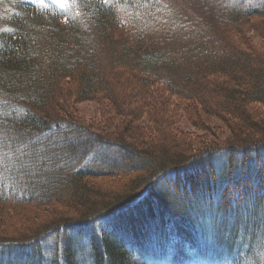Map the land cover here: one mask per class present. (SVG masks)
<instances>
[{"label":"trees","instance_id":"16d2710c","mask_svg":"<svg viewBox=\"0 0 264 264\" xmlns=\"http://www.w3.org/2000/svg\"><path fill=\"white\" fill-rule=\"evenodd\" d=\"M71 1L96 25V34L58 8L0 0V23L6 24L0 28V200H7L6 183L44 203H66L77 215L52 225L56 232L38 233L44 235L39 241L19 248L1 242L0 264H84L82 249L88 264H148L141 259L145 256L155 264H264L255 253L264 250V238L258 237L260 231L264 235V118L249 114L250 104H264V54L254 60L228 38L238 27L255 23L253 17L264 19V0H204L180 12L165 0ZM211 13L213 18L207 15ZM132 25L137 44L128 39L134 38L132 28L126 37L116 30ZM99 39L108 41L111 51ZM165 41L174 45L164 47ZM119 44L122 53L114 48ZM155 81L170 85L172 93L186 89L183 97H201L202 102L209 98L203 91L212 88L222 97L220 110L241 119L232 120L223 140L216 131L213 141L195 153L185 144L159 141L153 148L136 142L135 135L143 136L144 130H131V123H121L119 130L111 115L114 130L101 136L67 109L70 100L105 97L118 106V83L129 87L132 97L134 84L143 89ZM215 106H206L205 113L210 115ZM121 110L116 111L123 114ZM58 112L67 116L59 118ZM169 122L171 126L172 118ZM110 149L126 152L134 167L108 159ZM118 183L124 186L119 191ZM234 185L245 186L241 198L233 196ZM254 186L260 188L256 194ZM188 190L192 196L184 199ZM171 206L181 225L174 223L166 231V222L173 220ZM146 219L159 221L161 238L148 242ZM207 223L212 239L206 235ZM199 240L207 242L208 254ZM148 246L168 255L150 254ZM242 255L251 262H243Z\"/></svg>","mask_w":264,"mask_h":264},{"label":"rangeland","instance_id":"374dc122","mask_svg":"<svg viewBox=\"0 0 264 264\" xmlns=\"http://www.w3.org/2000/svg\"><path fill=\"white\" fill-rule=\"evenodd\" d=\"M25 2H30L32 4H36L39 6H46V7H54L59 8L65 11L68 15L76 18V20L79 23H82L84 25H89L92 27L89 31V33L96 34V25H91L88 21L87 15L83 14L79 8H76V4L74 2H71V0H23ZM169 3H171L175 9L176 12L180 11H186V8L191 9L195 8L199 5H202V2L204 0H165ZM74 4V5H73ZM3 9H7V4L3 5ZM208 17H212L211 14H207ZM253 17V16H252ZM254 22L251 25H245L238 27L235 31H232L230 34V37L228 36L229 40L231 42H234L240 46L244 47L245 52H249V54L253 55V59L256 60L254 56L260 54H264V38L261 36L262 30L264 29V24H261L260 22L264 19H261V17H253ZM264 23V21H263ZM86 27V26H85ZM223 26H220L219 28H222ZM0 28L5 29L6 24L4 22L0 23ZM132 28L131 32L129 31ZM120 34L123 35V37H126V31L130 32V36L134 34V38L128 37L130 42L136 43V36L137 31L135 29V26L132 25L130 28L127 29H116ZM157 36V35H154ZM152 38V37H149ZM161 37H159L160 39ZM147 39V37H146ZM162 39L166 40V36H164ZM118 41V38L116 39ZM150 40V39H149ZM100 44L103 45L107 52L111 51V45L109 46L108 41H104L103 39H99ZM164 47H172L174 45V42H167ZM111 44V43H110ZM137 44V43H136ZM132 45V44H131ZM114 48H117L119 52L122 53L121 45H117ZM82 49V48H81ZM115 51V50H114ZM105 59L110 61L109 55H104ZM123 56V55H122ZM173 56V54H172ZM177 56V55H175ZM121 57V56H120ZM109 59V60H108ZM142 60L137 62L141 63ZM109 63V62H108ZM142 68L141 66H139ZM125 71V70H124ZM119 72H115V76L113 77V80L116 82L118 81V78L120 76ZM126 72V71H125ZM124 76H129V74H122ZM131 76V75H130ZM121 78V79H122ZM132 78V77H131ZM264 78V76H263ZM120 79V80H121ZM70 84H74V81H71ZM131 85V84H126ZM67 86V85H63ZM170 86V85H169ZM169 86H166L163 82L155 81L153 85H150L149 88H143L141 89L139 84H134V87L132 86V91L134 94H132V97L129 94V87H122L120 83H118L117 86H115V93L114 98L118 100V106L111 103L109 99L105 98H97L93 100H86L83 102H78L77 100H70L67 104V109H70L73 113L71 114L76 120H80V122H83L86 126L92 127L96 132L102 133L101 136H104L108 134L106 131H113V128H110L109 120L108 118L114 116V122L118 123L119 130L122 129V126L131 125V130L136 126H139L144 130L146 134L141 137H137L135 134L134 141L138 142L141 140V142L145 141L144 144L146 145H152V147H156V143H159V141L166 142L168 144H178V145H184L185 149H194L195 153L197 152V149L202 148L204 143H207L209 141H213L214 134L216 131L218 133H222V136L217 137L218 140H223V138L227 137L231 129L228 125L231 124L232 120H240L241 117L235 114H231L227 111V109L220 110V100L221 95L218 92H215L211 89H207L206 93L203 91L204 98L206 95L211 98L210 101L209 98H206L207 102H202V98L199 97V99H188L183 97L184 95H187L186 89L178 90L177 93H172L169 90ZM210 88V87H208ZM140 94H137V93ZM218 102V103H215ZM226 102V99H224ZM215 106V110H212V113L210 115L205 113V107L208 106L209 108L213 105ZM205 105V106H204ZM136 109L137 111L141 112V114L138 112H134L133 109ZM118 109H122L121 112L123 114H120V111H116ZM130 111H133L134 113H130ZM211 111V110H210ZM250 111L252 113H249L255 117H261L264 118V104H250ZM59 118L62 116H67L65 113L58 112ZM131 114V115H130ZM211 115H213V119L209 118ZM232 115V116H231ZM172 118V125L170 126L169 119ZM224 118H231V120H224ZM113 124H116L114 123ZM227 124H226V123ZM168 124V125H167ZM135 125V126H134ZM210 125V126H208ZM218 126V127H217ZM138 127V128H139ZM140 130V128H139ZM117 131V130H116ZM132 132V131H131ZM129 133V132H128ZM130 134V133H129ZM174 136V137H172ZM259 145H261L260 142H258ZM154 145V146H153ZM263 147V146H262ZM181 152V151H177ZM199 153V151H198ZM110 160H117V163L119 165H123L125 168L134 167V160L130 157H128L126 152H123L121 150H108L107 156ZM136 169H133L135 171ZM164 174V173H163ZM162 174V175H163ZM5 181V180H4ZM240 184V182H239ZM241 184L245 185V182H241ZM4 186L6 187L5 193H3V196H6L7 200H0V243H11V244H20L15 245L17 248L23 246V244L28 243L29 241L35 242L39 241L44 235H38V233H43L44 231L48 230L52 232H56L54 227L52 225H55L56 222L60 220H71L73 217L77 216L76 210L71 208V206H68L66 203L58 202L57 199H51L47 203L43 202V198L39 200L38 197L34 196V193L28 192V191H22V189L19 191L18 187L12 190L10 186H8L6 183H4ZM117 188L119 187L118 191L121 190L124 186L119 185V183L116 185ZM106 187V185L104 186ZM103 187V188H104ZM112 187V186H111ZM244 187H237L234 185L233 188V196H238L241 198L242 192ZM260 188H253L254 193L256 194L259 192ZM199 190H197L198 192ZM14 192H17L18 197H14ZM106 192V191H105ZM191 191H186L184 194L185 197L191 198L192 194ZM109 193V192H108ZM259 194H262L259 193ZM30 195H33V200L26 199ZM258 195V194H257ZM251 198V197H250ZM179 205L181 204L180 201H178ZM203 202L200 203V205ZM251 204L252 202L248 201L245 202L246 207L249 206L248 204ZM203 205V204H202ZM201 205V209L206 210L205 206ZM181 206V205H180ZM173 209H171L172 214L171 220H168L165 225L166 231L171 229L173 227V224L175 223L176 226L181 225L179 220V217H175V215L178 216V213H174L175 206H171ZM118 209V208H117ZM144 209V208H143ZM124 210V208H123ZM169 219V218H168ZM180 221V220H179ZM149 220H144L142 222L143 227L145 228V232L148 235V242L151 240H156L155 238H161L162 235H159L156 233L157 229L160 226V223L158 220H155L154 222H149ZM170 222V224H169ZM111 225V221H109ZM107 224V223H106ZM64 225V224H63ZM77 231H81L82 228H79L76 226ZM208 229L207 238L212 239L213 236L211 235V229L210 225L207 223L206 225ZM95 230H98V226H94ZM91 229V228H89ZM44 230V231H43ZM192 230V229H191ZM43 231V232H42ZM119 231V229L117 230ZM82 232V231H81ZM75 234H79V232H75ZM264 238L263 233L260 231L258 234V237ZM130 239V235L128 236ZM56 238V237H55ZM59 238V236H58ZM62 239V236H61ZM59 238V243L63 242ZM150 239V240H149ZM55 241V240H54ZM81 241V240H80ZM258 242L257 240H255ZM146 241V244L148 243ZM50 242L47 244L49 245ZM198 246L202 247L204 253L208 254L207 249H205V246L207 242H203L202 240H199ZM46 244V243H45ZM62 244V243H61ZM258 245L260 243H257ZM150 245V244H148ZM210 245V244H209ZM239 245L241 246V243L239 242ZM246 245V244H245ZM244 245V246H245ZM264 246V243H263ZM168 249V248H167ZM83 249L79 252V260L81 263L85 262L88 264L89 260L86 259V255H81L83 252ZM148 251L150 254H157V256H161V258H164L168 255V252H162L160 251V248H152L148 246ZM256 255H260L262 257V260L264 261V250H258L256 248ZM48 254L50 257L52 256L51 252L48 251ZM134 258H139V256L135 253ZM49 262V256L47 257ZM151 257L145 256L144 259L148 261V264H155L156 261H150ZM157 259V258H155ZM242 261L245 263H250L251 260L245 259V257L242 255L241 257ZM157 263V262H156Z\"/></svg>","mask_w":264,"mask_h":264}]
</instances>
